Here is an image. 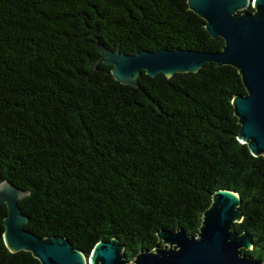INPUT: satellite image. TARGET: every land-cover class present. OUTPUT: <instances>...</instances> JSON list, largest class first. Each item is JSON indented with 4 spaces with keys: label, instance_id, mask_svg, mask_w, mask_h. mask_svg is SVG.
<instances>
[{
    "label": "trees",
    "instance_id": "16d2710c",
    "mask_svg": "<svg viewBox=\"0 0 264 264\" xmlns=\"http://www.w3.org/2000/svg\"><path fill=\"white\" fill-rule=\"evenodd\" d=\"M95 38L125 53L222 42L186 0H0V180L27 189L23 227L86 254L115 236L130 259L158 243L155 228L195 234L211 192L227 187L240 196L234 229L251 235L244 252L264 264V156L234 137L236 68L141 72L131 86L101 61L92 70ZM2 242L0 264H39Z\"/></svg>",
    "mask_w": 264,
    "mask_h": 264
},
{
    "label": "water",
    "instance_id": "95a60500",
    "mask_svg": "<svg viewBox=\"0 0 264 264\" xmlns=\"http://www.w3.org/2000/svg\"><path fill=\"white\" fill-rule=\"evenodd\" d=\"M186 6L202 19L211 38L221 37L219 49L160 46L125 53L116 44L107 47L95 38L98 50L89 66L94 70L101 61L113 79L138 86L141 72L171 77L174 72H193L207 61L233 65L244 87L243 93L229 97V109L237 120L234 137L246 143L251 154L264 156V0H186ZM26 192L0 180V204L5 208L0 234L8 251L29 250L39 264H262L261 259L244 252L252 247L251 235L234 229V222L242 219L240 196L227 187L211 192L209 204L199 211L195 234L155 228L158 243L136 250L130 259L115 236L97 240L86 254L59 234H33L23 227L28 216L18 206Z\"/></svg>",
    "mask_w": 264,
    "mask_h": 264
}]
</instances>
